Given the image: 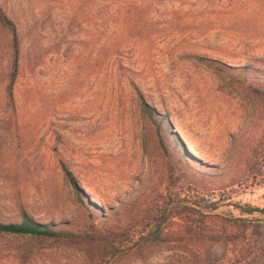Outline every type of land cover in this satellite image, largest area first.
<instances>
[{
	"label": "rangeland",
	"instance_id": "374dc122",
	"mask_svg": "<svg viewBox=\"0 0 264 264\" xmlns=\"http://www.w3.org/2000/svg\"><path fill=\"white\" fill-rule=\"evenodd\" d=\"M0 5L23 40L17 113L4 116L0 107V222L20 221L23 205L37 222L82 235L0 234V264H87L101 249L82 242L97 231L116 234L128 252L111 264H244V232L230 220L260 218L238 206L264 209V110L249 82L209 63L264 72V0ZM4 45L0 37V62ZM144 102L186 144V165L171 179ZM65 170L103 217L85 216ZM144 188L153 193L146 221L103 219ZM162 221L165 246L129 254ZM211 236L221 240L211 245Z\"/></svg>",
	"mask_w": 264,
	"mask_h": 264
},
{
	"label": "trees",
	"instance_id": "16d2710c",
	"mask_svg": "<svg viewBox=\"0 0 264 264\" xmlns=\"http://www.w3.org/2000/svg\"><path fill=\"white\" fill-rule=\"evenodd\" d=\"M0 37L5 43L3 46L5 59L0 62V81L2 85V101L0 102L2 110H0L4 116L9 114L12 118L17 113L15 88L21 71L23 40L19 24L8 15L1 5ZM258 62L264 64V59L258 60ZM209 64L218 70L224 71L233 78L249 82L246 91H248L253 99L258 100L264 110V72L262 70H255L251 67L240 69L232 68L216 60L210 61ZM143 111L145 114L149 115L150 119L148 120L152 125L157 146L161 151L163 165L171 179L175 174L176 166L183 169L184 165H186V158L189 156V153L183 140L173 131L170 122L165 121L151 107L146 105L145 102L143 103ZM256 117L257 115H255L254 112L248 117V119L250 118V121L247 123L248 127L249 123L253 127ZM236 148H238L240 152H243L244 140L238 142ZM192 160H194V162L196 161L195 158ZM65 171L72 186L77 192L79 202L83 204L82 208L85 216L91 221L95 214L101 217L104 211L94 202H91L88 195L81 189V186L76 181L73 174L68 170ZM152 197L153 193H151L149 189L144 188L143 192L134 200H128L123 202L118 208L110 209L105 216L106 218L103 219L105 221L116 218L119 221L125 219L129 227H135L146 221L149 214L152 213ZM238 207L244 215H259L260 217L255 220L249 218L230 220L234 228H239L244 232V264H264V209L253 208L249 205ZM175 208L177 209L178 207L176 206ZM19 213L20 221L18 222H0V234L26 235L38 238L63 240H70L72 237L82 236L73 233L63 225L37 222L23 205L19 206ZM165 222L166 221H162L156 226L153 232L135 242L133 246L128 249L129 254L146 257V255H151L162 249L165 243L168 242L163 236V224ZM117 237L118 236L114 233L97 231L96 235L88 237L89 240H87V238L86 241L83 240L82 243L86 244L87 247L90 246L91 248H98V250L101 249V255H88L87 264H111L112 261L120 258L122 255L128 254L126 250L118 246ZM208 239L211 245L221 240V238H217L216 236H211ZM236 240L237 237L235 235H228V242L235 244L237 243ZM257 260H260V262ZM237 263L240 264L241 262L238 260L232 264ZM194 264L199 263L196 261Z\"/></svg>",
	"mask_w": 264,
	"mask_h": 264
},
{
	"label": "water",
	"instance_id": "95a60500",
	"mask_svg": "<svg viewBox=\"0 0 264 264\" xmlns=\"http://www.w3.org/2000/svg\"><path fill=\"white\" fill-rule=\"evenodd\" d=\"M180 137V136H179ZM181 138V137H180ZM182 139V138H181ZM184 142V141H183ZM184 144H185V142H184ZM185 146H186V144H185Z\"/></svg>",
	"mask_w": 264,
	"mask_h": 264
}]
</instances>
